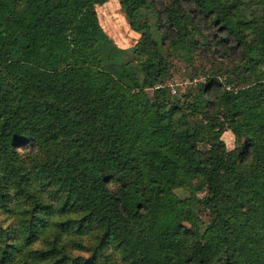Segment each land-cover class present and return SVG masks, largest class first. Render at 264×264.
<instances>
[{"label":"trees","instance_id":"1","mask_svg":"<svg viewBox=\"0 0 264 264\" xmlns=\"http://www.w3.org/2000/svg\"><path fill=\"white\" fill-rule=\"evenodd\" d=\"M107 1L0 0V264H264V0Z\"/></svg>","mask_w":264,"mask_h":264},{"label":"rangeland","instance_id":"2","mask_svg":"<svg viewBox=\"0 0 264 264\" xmlns=\"http://www.w3.org/2000/svg\"><path fill=\"white\" fill-rule=\"evenodd\" d=\"M95 10L101 28L118 47L130 49L134 46L139 36L129 29L117 0H108L101 6L97 5ZM127 59L128 64L126 68L128 72L131 74L137 73L138 67L131 54L127 56ZM187 60L188 58H185L183 53L174 54L170 57L174 76L172 85L179 86L181 91L185 90V85H190L191 83L196 84L204 80L202 75L195 74L194 68L190 66ZM193 66H195V68L197 67L196 65ZM221 139L224 141L228 150L235 148L236 144L231 132L225 133ZM203 188L204 186L202 184L194 189L196 196L202 195Z\"/></svg>","mask_w":264,"mask_h":264}]
</instances>
